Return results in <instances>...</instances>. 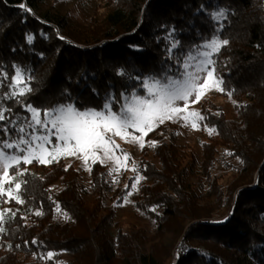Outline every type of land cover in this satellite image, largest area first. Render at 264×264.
Segmentation results:
<instances>
[{
	"label": "trees",
	"instance_id": "1",
	"mask_svg": "<svg viewBox=\"0 0 264 264\" xmlns=\"http://www.w3.org/2000/svg\"><path fill=\"white\" fill-rule=\"evenodd\" d=\"M41 1L0 0V69L11 75L14 65L26 68L34 89L27 99L41 108L75 99L81 110H99L109 93L119 98L138 83L117 75L118 70L148 76L172 65L165 39L169 31L175 30L187 50L223 26L218 35L229 43L215 58L225 81L221 96L233 102V116L209 99L200 102L205 120L198 121L199 130L215 129L201 144L208 193L198 196L191 190L188 178L197 158L171 139L158 144L151 156L141 153L143 179L131 197L134 208L155 223L151 242L158 244L150 246V264H166L173 251V264H264V0H106L109 10L102 19L75 33L68 32L57 14L37 16ZM219 9L226 10L221 22L209 15ZM28 35L33 36L31 44ZM7 104L22 112L13 101ZM221 147L239 164L225 192L221 177L211 175ZM23 167L29 182L24 203L8 204L0 264H26L49 252L55 259L69 255L63 264H149L141 230L123 232L115 224V236L108 233L114 209L131 191L132 180L127 188L114 189L107 168L99 163L91 165L89 187L63 159ZM107 197L112 207H107ZM219 205L227 214L214 222ZM168 232L178 234L171 252L160 243Z\"/></svg>",
	"mask_w": 264,
	"mask_h": 264
},
{
	"label": "snow or ice",
	"instance_id": "2",
	"mask_svg": "<svg viewBox=\"0 0 264 264\" xmlns=\"http://www.w3.org/2000/svg\"><path fill=\"white\" fill-rule=\"evenodd\" d=\"M225 11L219 9L209 15L214 21H219L225 18ZM220 28L215 29L202 43L194 44L187 50L175 36V30L169 31L165 39L170 45L167 60L172 61V65L162 73L148 76H133L125 69L118 70L117 75L127 76L138 83L130 92L127 89L122 91L119 98L114 92L109 93L99 110H81L75 99L41 108L27 99L34 89L31 87L32 77L26 68L14 65V74L11 75L7 70L0 69V89H7L0 91V198H8L2 202L15 200L18 204L24 203L22 197L29 182V173L27 167L23 166L34 161L48 165L71 156L80 159L88 171H91L89 161L104 165L114 162L116 167L110 168L111 175L120 170L121 157L125 168L131 159L130 154L124 152L116 142L117 137L125 143H135L143 148L145 136L165 121H183L185 125L190 123L191 127L197 128V121H203L205 117L199 111L190 110V105L198 103L213 89L225 91V81L219 73L215 57L229 41L218 35ZM26 39L31 44L33 36L28 35ZM173 67L176 71H173ZM227 94L232 96V92ZM8 101H13L22 112L15 111L7 104ZM208 131L211 133L215 129ZM147 143L152 146L156 144L154 141ZM132 170L137 171L134 161ZM142 179L137 172L131 188L137 189ZM131 194L128 193L129 196ZM7 211L0 210V234L6 232ZM35 214L41 215V212ZM15 215L11 213V218L14 219ZM53 255L52 252L47 254L48 258Z\"/></svg>",
	"mask_w": 264,
	"mask_h": 264
},
{
	"label": "rangeland",
	"instance_id": "3",
	"mask_svg": "<svg viewBox=\"0 0 264 264\" xmlns=\"http://www.w3.org/2000/svg\"><path fill=\"white\" fill-rule=\"evenodd\" d=\"M108 10L109 7L106 4V0H42L41 3L38 5V9L35 10V13L37 16H41L46 12L50 14H57L65 19L67 23L68 32L75 33L86 30L92 23L93 19L97 18L98 20H101L103 15ZM222 19L217 22H221ZM204 99H209L216 106L220 107L229 118L233 116V102L229 99L222 97L221 92L216 91L215 89L207 92L198 103L191 104L190 110L200 111V102ZM135 135L140 134L135 133ZM211 137L213 136L208 130H199V126L197 128H193L191 127L190 123L188 125H185L183 121H165L164 124L159 125L152 132H149L147 136H145V145L143 148H141L138 144L125 143L124 141H121L118 137L116 138V142L120 145L124 152L130 154L131 159L127 162L126 168L123 166V157H121L120 170L112 172L111 175L109 174L110 168L116 167L114 162H110L107 165L101 164L99 162L97 163L107 168L108 180L114 189L117 188L118 185L120 187L125 188L128 179L134 182L137 172L140 175L138 166L141 153L144 151L145 153L151 156V154L153 153V149L158 144H160L162 141L170 143L171 139H173L178 146L190 150V152H192L196 156L198 162L197 167L193 171L191 176L188 178V184L191 186V190L194 191L198 196H205L208 193L209 184L201 171V164L203 161L201 144L203 142H206L208 138ZM148 141L156 142L155 146H152L151 144L147 143ZM61 159H63L66 165H73L79 171L81 184L86 187H89V171L85 169L83 162L80 159L71 156ZM132 161H134L137 165L136 172L132 170ZM91 165L92 163L91 161H89V166L91 167ZM238 166L239 164L237 160L232 158L225 148H219L218 155L216 156L215 165L211 171V175L221 177L219 184L223 192H225L226 188L235 181L236 177L234 174V168ZM141 182L142 180L140 181V183ZM136 190L137 189L131 188L130 192L133 194ZM132 194L130 196L127 195L124 198L123 203L114 209L115 215L112 224L108 229V233L112 237L115 236V224H117L116 227L120 228L123 232L141 230L144 233L145 237V241H143L142 243L143 253L148 257L147 261H149L150 264V246L153 243L158 244V240L154 241L153 243L151 242V238L155 235L156 232L155 223L134 208L131 197ZM109 198L110 197H107L106 204L107 207H112L113 204H111ZM7 199L8 198L6 196L0 198V210H8L5 213L6 217H8L10 212L8 204L10 202H16L15 200H11L8 203L2 202L3 200ZM212 201L214 200L212 199L211 202ZM226 214L227 210L225 206H217L216 210L213 213V221H223ZM185 226H187V224ZM177 238V233L168 232L164 234L163 239L160 243L162 244V246H165L170 249L171 252ZM191 245H195V242H191ZM171 255L172 257L167 261L166 264L174 263L176 254L173 251ZM55 258V255H53L52 258H48L47 255L45 257L38 258L32 257L31 259L26 261V264H46L48 261L53 262V264H63L70 258V256L66 253H62L57 256V259Z\"/></svg>",
	"mask_w": 264,
	"mask_h": 264
}]
</instances>
